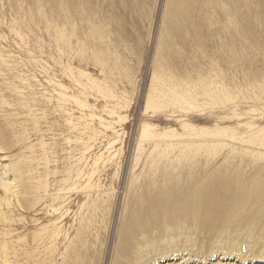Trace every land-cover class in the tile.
Wrapping results in <instances>:
<instances>
[{
	"label": "rangeland",
	"instance_id": "rangeland-1",
	"mask_svg": "<svg viewBox=\"0 0 264 264\" xmlns=\"http://www.w3.org/2000/svg\"><path fill=\"white\" fill-rule=\"evenodd\" d=\"M190 193L242 256L122 254ZM259 226L264 0H0V264H264Z\"/></svg>",
	"mask_w": 264,
	"mask_h": 264
},
{
	"label": "bare ground",
	"instance_id": "bare-ground-1",
	"mask_svg": "<svg viewBox=\"0 0 264 264\" xmlns=\"http://www.w3.org/2000/svg\"><path fill=\"white\" fill-rule=\"evenodd\" d=\"M5 189L12 190L10 185H7ZM197 198H199L198 195L190 193L179 201L161 202L159 207L152 208L151 211L143 206L134 216L137 224L142 227V232L135 237V239H139L135 243H131L130 248L124 246L125 249H123L121 246L122 254H130L135 260L141 262L140 254H146V252H152L161 258L178 253L193 254L195 251H191V248L196 245L200 246V249L204 246L209 255L221 252L228 256L232 254H235L236 257L242 256L244 248L235 244V240L244 233L242 227L245 225L240 221L236 224L229 223L231 225H226L224 228L219 223L215 224L217 221L222 222L231 217H222L223 211L212 209V204L218 203L222 199L212 200L206 194L202 203ZM233 211L236 212V210L231 212L233 213ZM146 213L149 214V217L145 216ZM221 218L223 220H219ZM195 227L200 231L197 241L192 237ZM259 228L263 235L257 238L261 240L258 241L254 236L251 242H258L257 247L260 250L264 248V226H259ZM223 230L228 231V241H225V245L222 240L218 241L216 237H213ZM247 235H250V232ZM131 248H135L136 251L129 252ZM199 251L197 257H199ZM253 258L255 262L264 263V251L255 253Z\"/></svg>",
	"mask_w": 264,
	"mask_h": 264
}]
</instances>
